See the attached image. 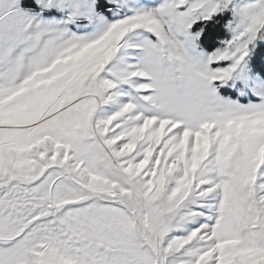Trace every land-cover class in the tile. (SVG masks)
Listing matches in <instances>:
<instances>
[{"label": "snow or ice", "instance_id": "obj_1", "mask_svg": "<svg viewBox=\"0 0 264 264\" xmlns=\"http://www.w3.org/2000/svg\"><path fill=\"white\" fill-rule=\"evenodd\" d=\"M0 264H264V0H0Z\"/></svg>", "mask_w": 264, "mask_h": 264}]
</instances>
